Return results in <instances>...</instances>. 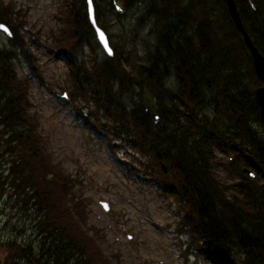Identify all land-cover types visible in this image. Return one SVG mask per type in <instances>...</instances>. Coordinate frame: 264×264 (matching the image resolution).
Wrapping results in <instances>:
<instances>
[{"label":"trees","instance_id":"1","mask_svg":"<svg viewBox=\"0 0 264 264\" xmlns=\"http://www.w3.org/2000/svg\"><path fill=\"white\" fill-rule=\"evenodd\" d=\"M121 2L120 14L113 0H93L113 57L87 59L86 47L99 46L87 0H64L67 29L55 43L71 70V108L91 136L143 158L139 165L120 161L128 177L175 202L191 255L264 264V125L254 98L260 82L226 0ZM236 3L264 55V0ZM128 11L134 31L148 27L140 47L114 42L109 31L110 15ZM1 23L14 33L10 45H0V215L10 211L5 263L96 264L84 181L48 150L29 84L15 67L19 57L28 59L23 20L5 0Z\"/></svg>","mask_w":264,"mask_h":264},{"label":"rangeland","instance_id":"2","mask_svg":"<svg viewBox=\"0 0 264 264\" xmlns=\"http://www.w3.org/2000/svg\"><path fill=\"white\" fill-rule=\"evenodd\" d=\"M5 1L13 4L23 20L20 35L27 44L29 60L19 57L15 67L18 75L29 83L33 113L38 117L48 150L66 172L84 181L83 195L87 199L89 217L87 228L95 232L93 236L97 242L94 246L100 253L96 264H207L204 259L189 255L188 239L178 229L175 202L165 198L152 185H143L126 176L120 160L136 161L139 165L138 160L143 161V158L132 149L114 148L96 134L91 136L71 108L74 105L70 97L73 88L71 70L65 56L57 55L55 43L61 31L67 29L69 10L66 9L69 7L64 0ZM113 2L123 8L121 0ZM122 17L110 15L109 31L113 41L121 43L124 39L126 43H133H127L129 48L140 47L149 37L148 27L134 31L132 11ZM0 45H10L9 38L2 32ZM85 51L87 59L96 55L102 57L105 53L100 45L94 51L90 47ZM137 55L133 53L132 57L136 59ZM80 106L83 108L84 105L79 102ZM84 110L78 113L82 116L89 112ZM261 132L264 137V129L261 128ZM103 202L106 208L101 204ZM5 204L0 205L1 210ZM8 214L10 211L7 210L0 215V264H8L5 261L9 251L3 242L7 238L4 226ZM208 264L222 262L217 260Z\"/></svg>","mask_w":264,"mask_h":264},{"label":"water","instance_id":"3","mask_svg":"<svg viewBox=\"0 0 264 264\" xmlns=\"http://www.w3.org/2000/svg\"><path fill=\"white\" fill-rule=\"evenodd\" d=\"M226 2H227L229 13L235 25L237 26L239 31L242 33L245 43L251 53L255 73L258 79L264 84V56L259 52L258 48L253 44L245 28L243 27L235 1L226 0ZM88 15H89L90 23L96 31L98 41L103 46L104 50L110 56H112L113 52H112V49L109 43V39L106 33L97 25L96 16H95V8H94L92 0H88ZM0 29L4 30L7 34H10V30L7 27L0 26ZM255 99L260 108V113L264 121V85L255 90Z\"/></svg>","mask_w":264,"mask_h":264},{"label":"bare ground","instance_id":"4","mask_svg":"<svg viewBox=\"0 0 264 264\" xmlns=\"http://www.w3.org/2000/svg\"><path fill=\"white\" fill-rule=\"evenodd\" d=\"M215 15V14H214ZM152 21V20H151ZM146 23V22H145ZM226 32V31H225ZM242 40V39H241ZM237 42V41H236ZM243 44V43H242ZM153 45V44H152ZM143 64V63H142ZM139 83V82H138ZM147 92V91H146ZM153 94V93H152ZM143 97V96H142ZM147 105V104H146Z\"/></svg>","mask_w":264,"mask_h":264}]
</instances>
